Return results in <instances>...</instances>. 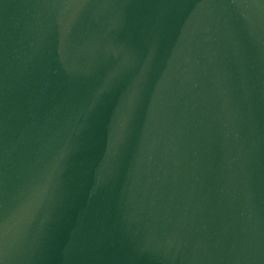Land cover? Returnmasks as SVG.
Wrapping results in <instances>:
<instances>
[{
	"label": "water",
	"instance_id": "obj_1",
	"mask_svg": "<svg viewBox=\"0 0 264 264\" xmlns=\"http://www.w3.org/2000/svg\"><path fill=\"white\" fill-rule=\"evenodd\" d=\"M0 264H264V0H0Z\"/></svg>",
	"mask_w": 264,
	"mask_h": 264
}]
</instances>
